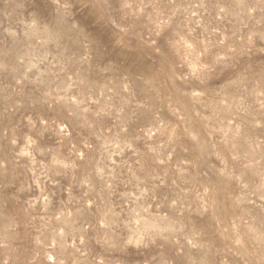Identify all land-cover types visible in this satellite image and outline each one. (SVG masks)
Listing matches in <instances>:
<instances>
[{
  "label": "rangeland",
  "instance_id": "374dc122",
  "mask_svg": "<svg viewBox=\"0 0 264 264\" xmlns=\"http://www.w3.org/2000/svg\"><path fill=\"white\" fill-rule=\"evenodd\" d=\"M0 264H264V0H0Z\"/></svg>",
  "mask_w": 264,
  "mask_h": 264
}]
</instances>
